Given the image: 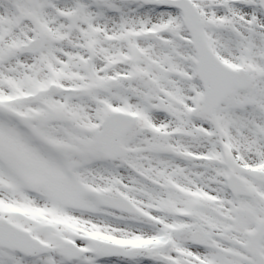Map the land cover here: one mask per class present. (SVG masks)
Here are the masks:
<instances>
[{
	"label": "snow or ice",
	"instance_id": "6c2138e0",
	"mask_svg": "<svg viewBox=\"0 0 264 264\" xmlns=\"http://www.w3.org/2000/svg\"><path fill=\"white\" fill-rule=\"evenodd\" d=\"M0 264H264V0H0Z\"/></svg>",
	"mask_w": 264,
	"mask_h": 264
}]
</instances>
